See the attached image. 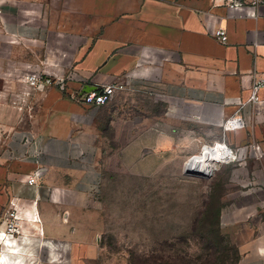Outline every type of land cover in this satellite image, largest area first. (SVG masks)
Returning a JSON list of instances; mask_svg holds the SVG:
<instances>
[{
    "label": "crops",
    "instance_id": "crops-1",
    "mask_svg": "<svg viewBox=\"0 0 264 264\" xmlns=\"http://www.w3.org/2000/svg\"><path fill=\"white\" fill-rule=\"evenodd\" d=\"M0 8V230L15 212L32 237L70 246L72 261L76 247L86 258L99 251L85 210L102 181L101 112L109 103L85 104L86 90L122 83L116 94L136 98L117 101L108 120L115 139L128 141L121 153L135 166L147 154L197 152L219 137L212 125L231 117L244 122L227 127L232 141L243 138L249 110L264 105L249 102L264 73V5L258 18L214 0H0ZM208 24L224 26L228 42L216 40ZM31 71L74 78L65 90L35 89L23 77ZM191 107L216 110L218 118ZM120 120L130 124L128 138L116 128ZM37 170L41 176L29 184ZM0 239L8 246L0 264L7 254L28 255L15 237ZM237 264H264V238L243 248Z\"/></svg>",
    "mask_w": 264,
    "mask_h": 264
},
{
    "label": "rangeland",
    "instance_id": "rangeland-1",
    "mask_svg": "<svg viewBox=\"0 0 264 264\" xmlns=\"http://www.w3.org/2000/svg\"><path fill=\"white\" fill-rule=\"evenodd\" d=\"M134 98L116 94L101 112L105 140L98 160L102 181L85 210L86 223L96 231L97 254L86 258L79 246L72 261L68 245L32 237L22 227L15 240L28 255L7 254L4 264H50L51 260L59 264H216L218 257L226 258L218 264H231L242 258L243 248L264 238V105L249 110L243 138L232 141L235 133L227 130L228 124L223 131L226 120L223 127L212 125L219 137L207 145L226 137L233 159L219 163L210 176L203 177L186 174L184 168L205 144L183 156L180 151L164 157L147 154L146 161L137 166L122 155L121 148L128 141L115 139L116 129L108 125L110 108L117 101ZM198 110L209 120L218 118L216 110L191 107L192 113ZM130 115L134 118L136 113ZM116 128L126 131L127 138L130 135V124L123 120ZM242 167L255 174L241 173ZM234 169L239 173L230 181ZM53 248L59 253H50ZM3 251L8 246L0 239V257Z\"/></svg>",
    "mask_w": 264,
    "mask_h": 264
},
{
    "label": "built area",
    "instance_id": "built-area-1",
    "mask_svg": "<svg viewBox=\"0 0 264 264\" xmlns=\"http://www.w3.org/2000/svg\"><path fill=\"white\" fill-rule=\"evenodd\" d=\"M214 0V6H223L226 7L227 10H237L243 11L246 17L249 18H258L259 13L257 8L260 5H264V0ZM0 16H1V8H0ZM208 32L219 42L226 44L228 42V32L226 28L220 24L212 25L208 24ZM24 80L31 87L38 89L42 86H57L62 90H65L67 87L68 80L74 78L73 74H69L63 77L58 76H50L45 72L41 71H31L27 72L23 75ZM126 86L122 83H112L101 87L100 89L91 90L86 92L82 96V101L90 106L100 107L107 103H109L113 97L115 96L118 90L124 89ZM264 88V73L260 76L256 77L254 84L252 86V94L249 98V102L253 103H261L264 99L260 98L259 92ZM231 121L234 123L233 130L240 129L244 127V122L240 117H231L226 120L225 129L227 124ZM232 148V147H231ZM233 149V148H232ZM41 176V172L37 170L35 174L29 178V184L36 183V177ZM22 226L18 221V217L15 212H9V216L7 218V226L5 232L8 237L14 238L15 234L19 233V229ZM3 232L0 230V237L3 236Z\"/></svg>",
    "mask_w": 264,
    "mask_h": 264
},
{
    "label": "bare ground",
    "instance_id": "bare-ground-1",
    "mask_svg": "<svg viewBox=\"0 0 264 264\" xmlns=\"http://www.w3.org/2000/svg\"><path fill=\"white\" fill-rule=\"evenodd\" d=\"M229 128H233L234 123L231 121L228 123ZM233 159V150L231 146L229 147L224 141H217L214 145L205 144L202 147V153L194 155L190 158L186 164L189 162V166L195 170H200L203 173L213 172L216 166L226 160ZM4 240L12 239L7 236L4 231ZM7 242V241H6Z\"/></svg>",
    "mask_w": 264,
    "mask_h": 264
},
{
    "label": "water",
    "instance_id": "water-1",
    "mask_svg": "<svg viewBox=\"0 0 264 264\" xmlns=\"http://www.w3.org/2000/svg\"><path fill=\"white\" fill-rule=\"evenodd\" d=\"M86 91H90V90H86ZM184 172L186 174L196 175V176H203V177H208V176H210L212 174V172L203 173V172H200V170H195V169L191 168V166H189V162L185 165Z\"/></svg>",
    "mask_w": 264,
    "mask_h": 264
},
{
    "label": "trees",
    "instance_id": "trees-1",
    "mask_svg": "<svg viewBox=\"0 0 264 264\" xmlns=\"http://www.w3.org/2000/svg\"><path fill=\"white\" fill-rule=\"evenodd\" d=\"M218 223H219V221L217 220V224H218ZM206 237H209V234L206 235ZM220 259H221L220 257L216 258V259H215V260H216L215 263L218 264V262L226 260L225 257H224V260H220ZM239 260H240V256H238L234 261H232L231 264H237V263L239 262Z\"/></svg>",
    "mask_w": 264,
    "mask_h": 264
}]
</instances>
